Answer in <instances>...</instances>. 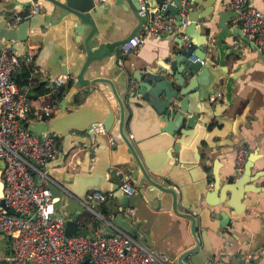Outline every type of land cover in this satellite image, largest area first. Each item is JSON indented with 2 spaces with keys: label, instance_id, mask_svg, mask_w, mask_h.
I'll use <instances>...</instances> for the list:
<instances>
[{
  "label": "crops",
  "instance_id": "0c3cea01",
  "mask_svg": "<svg viewBox=\"0 0 264 264\" xmlns=\"http://www.w3.org/2000/svg\"><path fill=\"white\" fill-rule=\"evenodd\" d=\"M28 1L0 0V18L34 4L26 5ZM115 1L98 0L99 10L94 16L97 31L101 35L110 34V39L128 36L138 23L131 1L123 0L124 7ZM155 1L159 7L160 0ZM188 1L182 0L183 3ZM250 2L264 7L262 0ZM36 4L40 10L31 17L35 19V26L29 30L27 40L8 43L20 53H27L32 45L37 48V71L31 72L23 65L15 77L27 90L33 106L26 124L30 118L37 121L35 126L42 131L41 135H50L56 142L55 155L44 164L51 182L63 192L61 202L55 206L56 214L66 216L67 220L74 218L78 212L75 206L65 207L67 199L73 198L84 207L77 213L79 228L91 232V221H94L95 228L105 235L122 229L157 253L173 259V264H178L177 256L188 244H195L191 220L183 216L190 213L195 216L200 240L195 254L197 262L205 264L216 257L219 264H240L242 260L247 264H264V54L255 42L245 40L233 30L240 25L229 0H217L210 18L199 19L202 23L199 32L207 33L208 46L216 54L211 77L213 73L221 76L214 83L210 80L213 92L207 100L209 113L216 114L215 117L221 120L227 118L228 124L222 126L215 118L203 135V148L197 146L196 153L190 151L182 158L167 145H162L163 135L154 115L144 109L134 114L130 103L126 107L124 130L140 156L146 157L150 167L168 177V183L175 187L178 209L182 212L179 214L174 212L170 196L156 210L139 196L137 185L142 174L120 135V109L110 85L97 82L93 90L81 93L72 101V83L85 54L82 40L88 35L90 26L78 30L69 21L58 20L61 10L55 11L50 0H39ZM194 7L203 9L200 4ZM219 10L228 12L224 19L226 29L218 24ZM170 35L169 31L148 35L136 52L113 55L106 60V68L97 72L88 70L86 77H109L119 94L124 96L127 91L124 71L130 72L132 63H135L134 68H144V65H155L157 60L164 58L167 48L177 46ZM190 59L194 60L193 57ZM223 69L226 76L222 75ZM245 108L249 110L248 122H237L236 114H241ZM110 111L115 117L107 130L103 120ZM240 146H245L248 154L244 170L237 173L235 157ZM252 153H255V159L247 170L246 163ZM3 166L0 159V188ZM115 167L121 168L131 180L136 187L135 197L146 210L144 214L136 207L126 209V215L119 221L129 222L130 231L113 221L120 217V201L126 197L121 188L112 189L113 183H118L111 173ZM96 190L112 194L97 204L89 198ZM86 204H93L98 214ZM10 254L9 240L0 232V264H11ZM185 261L192 264L189 257Z\"/></svg>",
  "mask_w": 264,
  "mask_h": 264
},
{
  "label": "water",
  "instance_id": "95a60500",
  "mask_svg": "<svg viewBox=\"0 0 264 264\" xmlns=\"http://www.w3.org/2000/svg\"><path fill=\"white\" fill-rule=\"evenodd\" d=\"M39 0H29L26 5L38 3ZM57 9L61 10L58 20L69 21L70 25H76L78 30L90 26L88 35L82 40L84 47V60L81 69L75 74V81L72 83L74 89L72 90L74 97L72 101L79 98L81 93H87L93 90V85L97 82H107L119 104V131L123 140L129 146L134 159L141 171V178L138 182L139 196L144 199L149 207L153 210L159 209L170 196L172 199V208L177 214L182 213L178 209V192L173 185L168 183V177L163 174L155 172L156 169L150 167L146 157L140 156L137 149L131 142L124 130V124L127 121L125 117L126 107L130 103L131 110L135 114L138 110H147L159 123V130L163 135L162 145H167L168 149H173L180 157H185L190 151L195 152V147L203 148L202 139L206 128L216 118L209 113L210 104H208V96L213 92L210 80L213 83L221 78L217 73H213V63L216 54L212 53L208 46L209 37L207 33L200 34L202 30V23L199 19H209L211 13L216 9L215 3L217 0H189L183 3L182 0H173L167 2L164 13H171L177 19L178 27L169 31L170 38L177 42V46L167 48L165 50V57L156 61L155 65L143 66L144 68H134L135 63L130 65L131 71H124L125 81L127 79V91L124 96H121L115 86L113 80L104 76L86 77L88 70L97 72L99 69L107 67L106 60L111 56H117L122 53L121 45L136 35L140 28L152 21L155 14L161 11L157 6L155 0H150L152 7L148 10L146 15H139L140 9L139 0L131 1L136 9V16L138 23L132 32L124 38L110 39V34H100L97 31L94 16L99 10L96 2L98 0H50ZM123 0H116L115 4L122 5ZM158 3V2H157ZM195 4H200L203 9L195 8ZM186 7L188 22L182 24V16L180 10ZM54 11V12H55ZM228 12L219 10L220 20L219 26L228 28L224 22ZM35 26V19L30 18L20 22L17 26L6 25L5 18H0V45L5 42L12 41H26L29 37V30ZM245 40H250L240 28H233ZM183 34V36H181ZM193 57L194 60H191ZM98 64H95L97 63ZM223 74L226 76L227 72L223 69ZM128 75L131 78L128 80ZM66 100L63 102L65 103ZM233 102L229 105L232 106ZM249 116L248 108H245L241 114H236L237 122L247 121ZM115 114L112 111L108 112L103 120V125L109 130L113 124ZM218 124L226 126L228 124L227 118H216ZM248 122V121H247ZM38 122L29 119L27 127L36 134H41L42 131L36 128ZM49 123L46 124L48 126ZM47 127L46 129H48ZM210 143L208 142V145ZM196 153V152H195ZM255 153H252L246 163V169L250 170ZM44 167V166H43ZM49 175V174H48ZM48 187L51 189L55 197V206H58L62 200L63 192L54 184L48 182ZM119 190V184L114 182L113 188ZM122 193H124L122 191ZM125 198L120 201V217H115L114 222L121 226L130 229L129 222H120L119 219L126 215V209L129 207H136L137 211H142L144 214V204L139 202L134 194H127ZM75 206L79 212L84 207L73 198L67 199L66 208ZM68 219L66 222V234H87V230L81 229L78 226V216ZM138 214V213H137ZM183 215V214H182ZM191 220V233L195 239L194 242L188 244L185 249L177 256L178 264H188L185 258L189 257L192 264H201L195 258L196 251L200 247V240L197 236V224L195 216L190 213L185 215ZM130 217V216H129ZM145 219V218H143ZM81 264H94L88 259H85ZM240 264H247L243 260Z\"/></svg>",
  "mask_w": 264,
  "mask_h": 264
},
{
  "label": "built area",
  "instance_id": "2783aa9c",
  "mask_svg": "<svg viewBox=\"0 0 264 264\" xmlns=\"http://www.w3.org/2000/svg\"><path fill=\"white\" fill-rule=\"evenodd\" d=\"M264 2V0H262ZM139 32L125 41L122 54L136 52L148 35L160 34L178 27L176 18L162 10ZM140 15L152 7L150 0H139ZM243 33L253 40L264 54V7L250 0H229ZM40 10L39 4L6 16V25L30 19ZM182 24L188 22L186 7L180 11ZM32 45L27 53L18 52L12 44L0 45V159L4 162L0 188V232L7 236L11 249V264H81L88 259L94 264H173L174 260L157 253L133 235L119 229L109 235L101 233L91 221V232L66 234L67 218L57 215L54 198L48 182L53 181L43 167L56 153L55 139L47 134H36L26 124L33 106L27 90L20 86L15 73L23 65L37 71ZM99 127V126H98ZM114 143L115 140L112 138ZM247 148L240 146L235 157V169L245 168ZM119 187L127 194L136 187L119 167L111 169ZM111 192L93 191L89 198L101 203ZM93 203V204H94ZM86 204L93 212L94 206ZM98 214V213H97ZM109 222V220H107ZM205 264H219L216 257Z\"/></svg>",
  "mask_w": 264,
  "mask_h": 264
},
{
  "label": "trees",
  "instance_id": "16d2710c",
  "mask_svg": "<svg viewBox=\"0 0 264 264\" xmlns=\"http://www.w3.org/2000/svg\"><path fill=\"white\" fill-rule=\"evenodd\" d=\"M164 1H165V0H160L159 2H160V3H163Z\"/></svg>",
  "mask_w": 264,
  "mask_h": 264
}]
</instances>
